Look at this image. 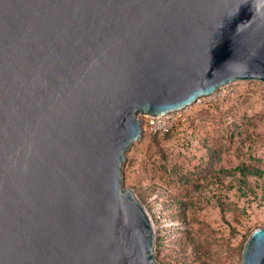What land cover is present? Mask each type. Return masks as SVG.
<instances>
[{
	"label": "water",
	"instance_id": "water-1",
	"mask_svg": "<svg viewBox=\"0 0 264 264\" xmlns=\"http://www.w3.org/2000/svg\"><path fill=\"white\" fill-rule=\"evenodd\" d=\"M235 80L264 82V0H0V264H159L122 183L138 115Z\"/></svg>",
	"mask_w": 264,
	"mask_h": 264
},
{
	"label": "rangeland",
	"instance_id": "rangeland-1",
	"mask_svg": "<svg viewBox=\"0 0 264 264\" xmlns=\"http://www.w3.org/2000/svg\"><path fill=\"white\" fill-rule=\"evenodd\" d=\"M179 114L158 134L138 115L123 187L154 221L159 264H240L249 234L264 225V82L232 81ZM237 166L262 171L245 176V194Z\"/></svg>",
	"mask_w": 264,
	"mask_h": 264
},
{
	"label": "built area",
	"instance_id": "built-area-1",
	"mask_svg": "<svg viewBox=\"0 0 264 264\" xmlns=\"http://www.w3.org/2000/svg\"><path fill=\"white\" fill-rule=\"evenodd\" d=\"M179 110L167 112L157 116L144 115L148 119V127L153 134L163 133L178 119Z\"/></svg>",
	"mask_w": 264,
	"mask_h": 264
},
{
	"label": "trees",
	"instance_id": "trees-1",
	"mask_svg": "<svg viewBox=\"0 0 264 264\" xmlns=\"http://www.w3.org/2000/svg\"><path fill=\"white\" fill-rule=\"evenodd\" d=\"M238 171L239 172V177H238V190L240 193L242 194H245V189H250V187L248 186V183H247V180L245 179V176L246 175H255V176H259L262 174V171L261 170H248L247 168L245 167H240V166H237L235 167V169L233 170V172H236Z\"/></svg>",
	"mask_w": 264,
	"mask_h": 264
},
{
	"label": "bare ground",
	"instance_id": "bare-ground-1",
	"mask_svg": "<svg viewBox=\"0 0 264 264\" xmlns=\"http://www.w3.org/2000/svg\"><path fill=\"white\" fill-rule=\"evenodd\" d=\"M151 217V216H150ZM151 220H152V218H151ZM152 225H153V228L155 227V224H154V221L152 220Z\"/></svg>",
	"mask_w": 264,
	"mask_h": 264
}]
</instances>
